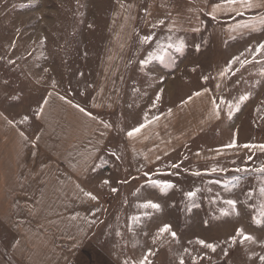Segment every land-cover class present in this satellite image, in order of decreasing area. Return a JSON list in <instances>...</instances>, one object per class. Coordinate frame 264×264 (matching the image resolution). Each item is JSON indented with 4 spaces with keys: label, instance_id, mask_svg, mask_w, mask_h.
<instances>
[{
    "label": "rangeland",
    "instance_id": "obj_1",
    "mask_svg": "<svg viewBox=\"0 0 264 264\" xmlns=\"http://www.w3.org/2000/svg\"><path fill=\"white\" fill-rule=\"evenodd\" d=\"M148 3L149 0H0V78L2 80L0 119L12 120L16 127L26 129L28 132L34 131L37 124L33 123L34 113L46 93L52 88L80 97L86 103L95 82L98 59L106 39L107 28L112 24L135 25L132 45L134 53L141 48L138 51L139 55H136L138 57L145 58L148 53L150 55L159 49L162 50L163 42L184 40L181 38L183 36L178 38V36L166 35L158 30L159 27L148 26L146 18ZM254 10L256 11H250L247 17L229 19H212L207 15L208 11L203 10L202 31L186 35V49L182 52L178 53L174 48L166 52V58L176 56L184 63L186 78L182 76V81L175 84V89L170 93L165 88L158 101L159 104L155 107L150 105L151 112L137 113L136 121L132 122L134 124L144 121L145 114L147 118L160 116L164 111H169L170 107L175 106L176 102L184 99L185 93L189 94L208 85L213 87L216 101L220 104L219 122L212 128L203 130L195 138L189 136L188 129L181 130L182 125L167 123L164 162L166 173L170 171L167 167L169 164L181 163V175H166L158 179L169 180L176 187L166 193H161L158 188L154 191L134 193L128 200L131 202L127 204L130 208L125 211H130V215H137L138 213L135 212H146L137 206L147 198L156 202L166 201V208L155 212L158 216L155 217V233L158 227L162 226L161 221L166 219V223L173 224V230L177 231L178 237L174 240L165 234L157 238L155 250L164 252L158 259L159 264H179L180 257L184 258L185 264H192L191 257L198 258L196 264H208L217 259H228L233 264H259L258 256L254 254H264V248L259 243L238 244L230 249L227 257L223 256L219 248L217 252L212 253L210 250H202L195 243H188L189 240L195 241L197 237L206 238L208 242L220 243L240 227H243L246 233L256 236L258 240L264 239V223H256L257 220L264 221V217L260 215L264 212V193L260 192V188L264 187V180L259 178L260 174H237L232 171L242 165L259 166L260 163H264V153L259 149L223 148V145L232 139H235L239 145L264 144V55L257 54L253 58L245 52L249 44L254 45L264 40V25L259 19H252L264 16V7ZM135 12L137 19L132 21L130 14L132 16ZM244 18V21L251 23L258 31L250 30L236 35V32H241V29L236 27L238 20ZM226 23H235L234 30L226 32ZM232 33L235 35H231ZM145 36H151L147 43L143 42ZM241 52H244L241 60L250 62L243 66L239 63L234 64L232 71L221 77L219 72L233 56L240 55ZM178 65L179 61H174L170 65L166 64V67L174 69ZM132 66L138 65L134 63L130 65ZM147 66L144 65L150 71L147 73L148 76L141 77L146 86L153 85L155 81L152 79L157 76ZM203 76H208L209 79L204 81ZM245 93L249 94V99L240 104L238 111L233 109L232 118L229 119L228 102L235 104L239 96ZM155 96L152 98L157 103ZM97 115L112 126H117L118 131L116 134L115 131L111 134L106 148L119 157L116 158L120 161L118 167L124 170L131 168L125 155L124 143L121 145L118 143V138H124L118 122L109 118L111 114ZM24 116H28L29 119L24 120ZM5 128L0 127V172L3 168V139L9 133L8 129L4 130ZM182 133L187 134L182 136ZM192 148L197 151L194 152ZM248 155L253 156L250 162L246 160ZM115 162L113 160V165L109 164L113 171H115ZM213 167L225 168L227 171L213 173L211 172ZM185 168L189 171L184 172ZM195 171H200L202 175H192ZM123 172L120 176L116 175V178L112 176L108 179L119 180L121 184L129 182L125 171ZM232 175H240L241 180L238 183L232 181ZM216 180H220L221 183L216 184ZM225 181L230 182V191L224 190ZM119 187L120 191L129 188L123 185ZM197 188L200 191L193 202L200 207L189 211L190 201L184 193L195 191ZM0 191H2L1 178ZM249 192H251L250 198ZM217 194L220 199H217ZM1 196L0 193V260L4 258L9 264H25L15 255L14 238L17 234L3 221ZM229 198L238 199L237 209L235 213L224 216L220 209L226 207L223 200ZM113 215L117 214L110 216ZM204 220L209 221L210 224H203ZM114 226L112 225L111 228ZM148 231L151 232L150 227ZM185 248L189 249L190 254L184 251ZM155 250L153 253H156ZM201 256L206 258L199 259ZM148 259L150 262L154 258L152 256Z\"/></svg>",
    "mask_w": 264,
    "mask_h": 264
},
{
    "label": "crops",
    "instance_id": "obj_2",
    "mask_svg": "<svg viewBox=\"0 0 264 264\" xmlns=\"http://www.w3.org/2000/svg\"><path fill=\"white\" fill-rule=\"evenodd\" d=\"M216 3H222V0H149L147 23L152 26L159 19H165V25L159 26L158 30L178 38L183 36L181 38L186 49V35L202 31L203 25L198 24V20L202 22L203 10L211 11ZM242 11V16L219 11L216 18H243L256 10ZM130 18L136 21V12L132 16L130 14ZM244 20L238 22L247 23ZM173 21L177 27L169 31ZM228 23L225 24L226 32H231L235 23ZM195 26L200 27L199 32L192 31ZM239 29L241 32H236V35L251 30ZM134 31V24H112L107 28L95 82L86 103L80 97L52 88L44 97L48 103L44 105L43 99L35 111L38 112L43 105L42 114L37 117L34 113L33 123H37L33 125L36 128L34 131L22 130L13 123L9 124L8 119H0V127L9 130L3 139V168L0 172L3 221L16 232L14 239H21L14 249L15 255L25 264H125L126 261L133 264L147 254L148 248L154 252L152 237L155 235L157 211L139 207L149 200L147 198L137 206L146 212L130 215V211H125L130 208L127 204L131 202L128 200L134 193L154 191L156 187L146 183L147 180L166 177L161 173H166L167 123L182 125L180 129H188L189 136L195 138L203 130L212 128L221 118L212 114L211 100L216 99V94L213 87L208 85L185 93V98L170 107L171 111H164L158 120L149 117L151 122L135 137L129 138L127 131L145 122L132 123L136 121L137 113L151 112L150 105L155 103L152 97L161 89L172 92L175 84L182 81V76L186 78L184 63L180 58H166V52L173 48L170 45L174 42H163L162 50L150 54L152 59H149V53L145 58L138 57L136 55H139L141 48L134 53ZM142 60H148V63H140ZM174 61H179L178 67H166V64ZM134 63L138 66L130 67ZM144 65H148L157 75L152 79L155 81L153 85L146 86L141 78L150 72ZM205 88L209 90L207 93L193 96L190 102L182 103L192 93L203 92ZM61 96L66 99L61 100ZM66 100H71L72 104ZM76 104L92 112L97 119L81 113L74 107ZM98 113L111 114L109 118L115 119L119 129H123L124 138H118V143H124L131 168L124 170L118 167L120 161L116 155H112V150L106 148L111 134L114 131L116 134L118 128L115 125L106 129L100 123L103 118ZM186 134L182 133V136ZM33 152L37 155L32 156ZM113 160L116 161L115 171L109 165H113ZM123 171L129 182L121 184L119 180L108 179L120 176ZM146 172L149 173L147 177L144 175ZM106 180L108 183H104ZM119 185L129 188L120 191ZM112 188L117 191L112 192ZM85 192H91L97 199L91 200ZM122 197L126 200L119 199ZM157 203L166 208V201ZM30 210H35V215H31ZM147 212L150 213L144 215ZM133 216L139 217V220L134 221ZM161 223H166V219ZM112 225L115 226L111 228ZM163 253L162 250L154 253V259L149 264H159L158 259ZM0 264L9 263L2 258ZM208 264L233 263L228 259H217Z\"/></svg>",
    "mask_w": 264,
    "mask_h": 264
},
{
    "label": "snow or ice",
    "instance_id": "obj_3",
    "mask_svg": "<svg viewBox=\"0 0 264 264\" xmlns=\"http://www.w3.org/2000/svg\"><path fill=\"white\" fill-rule=\"evenodd\" d=\"M258 7H264V0H222V3L213 4L211 11H209L207 13V15L210 16L212 19H216L217 12L226 11V12H230V13H235L236 16H242L243 15L242 10L258 8ZM169 19H171V17H169ZM252 19L253 20L259 19V22L262 25H264V16L253 17ZM199 23H202V22L198 20V24ZM163 25H165V19H159L156 23H154L152 25V27L156 28V27L163 26ZM176 27H177L176 22L173 21L169 25V31L175 30ZM236 27L237 28H250L252 31H258V29H256L251 23H246V22H239V23H237ZM192 31L199 32L200 27L195 26L192 28ZM150 39H151V36H145L143 42L147 43V41ZM170 39H171V37H170ZM170 47H173L175 49V51L179 53V52H182L184 50L185 43L183 40H177L176 42L171 44ZM197 48L199 49V46H197ZM245 52H247L249 55H252L253 58H255V56L257 54L264 55V40H260L257 43H255L254 45L249 44L245 48ZM243 55H244V52H241L240 55L233 56L231 58V60H229L227 62V65L223 68V70L219 72V75L221 77H224L226 74H228L229 72L232 71L233 65L236 63H239L241 66H243L246 63H249L250 61L241 60V56H243ZM149 59H152L151 55L149 56ZM9 63H12V61H9ZM140 63L147 64L148 60H142V61H140ZM237 71H239V69H237ZM233 75H235V73H233ZM202 79L204 81H207L209 79V77L203 76ZM218 87H219V85H218ZM208 91L209 90L207 88H205L203 90V92L196 91V92L192 93V95L188 96L187 100L182 101V103H188L193 99V96L199 97V96L207 93ZM162 92H163V90L161 89L160 92L156 93L155 101L158 102L161 99ZM49 95H51V93ZM14 99H19V98L14 97ZM60 99L65 100L66 98L61 96ZM248 99H249V94L245 93V94H242L239 96V98L235 104H233L231 101H229L228 102V113H227L228 118L229 119L232 118L233 109L238 111L240 109V104L242 102L248 100ZM66 102L68 104H72L71 100H66ZM221 102H223V100H221ZM47 103H48V101L45 98L43 100V104L46 105ZM211 104H212V114L218 118L220 116V104H218L216 99H214V98L211 100ZM155 106H156V104L153 103L152 107H155ZM74 107L77 108L81 113H84L86 116L90 117L91 119H93V120L97 119L96 116H93L92 112L86 111V109L81 107L79 104L74 105ZM169 111H171V110H169ZM42 112H43V105L40 106V110L38 112H36L35 115L37 117H39L42 114ZM23 119L28 120L29 117L24 116ZM144 119H145L144 123H139L138 126L132 127L131 130L127 131V136L129 138L135 137L138 133L141 132V129L146 127L147 123L151 122L148 120L147 114H145ZM151 119L152 120H158L159 117L158 116H152ZM7 122L9 124L13 123L12 120H8ZM100 123L103 124L106 129L112 127L111 124H109L103 120H101ZM121 131H123V129H121ZM21 135H23V133H21ZM223 148H227V149H235V148L259 149L261 153H264V144H248V143H246L243 145H239L235 139H232L229 143L223 145ZM36 155H37L36 152L32 153V156H36ZM112 155L115 156L116 155L115 152H113ZM116 158L119 159V157H116ZM156 159L159 160L160 157L157 156ZM185 159H187V157H185ZM246 160L249 162L252 161L253 156L248 155L246 157ZM42 167H43V165H42ZM167 167L170 169V171L167 173H161V175H170V176L181 175V172H180L181 163H171ZM188 171H189V169H187V168L184 169V172H188ZM217 171L224 172V171H227V169H225V168L217 169L215 167H213L211 169V172H213V173H215ZM232 171L234 173H237V174H239V173L260 174L259 178L264 180V163H260L259 166H251V167L247 166V165H242V166L234 168ZM157 173H159V169H157ZM144 175L147 177L149 175V173L146 172V173H144ZM192 175L201 176L202 173L200 171H195L192 173ZM240 180H241L240 175H232V181H235L238 183ZM104 183H108V181L106 180V181H104ZM146 183H149L152 186L158 188L161 193H166L169 189L176 187V185L173 182H171L169 180H164V179H150V180H147ZM215 183L219 184V183H221V181L216 180ZM224 183H225V189L224 190L230 191V188H231L230 182L225 181ZM111 191L116 192L117 189L112 188ZM199 191H200V189L197 188L195 191L190 190V191H187L184 193V195L190 201V204L188 206L189 211H191L193 208H199L200 207L199 204H196L193 202ZM260 192L264 193V187L260 188ZM85 195L88 196L91 200L97 199V197L94 196L91 192H85ZM248 196H249V198L251 197V192L248 193ZM217 199H220L219 194H217ZM38 203H39V201H37V204ZM223 204L226 205V207H222L220 209V212L222 215L228 216V215H231L232 213L236 212L237 205H238V199H233V198L225 199V200H223ZM139 207H142L145 209L150 208V209H153V210L158 211V212L162 211V204L157 203V202H153V200H151V199H149L145 203L139 205ZM30 214L35 215V210H30ZM144 215H148V213H144ZM260 215L262 217H264V212H261ZM132 219L134 221H138L139 217L133 216ZM202 223L203 224H210V222L207 220L202 221ZM256 223L257 224L264 223V221L257 220ZM16 227L19 228V224H17ZM165 234H168L174 240L177 239V237H178L177 231L173 230V224L172 223H163L162 226L158 227L155 235L152 237V243H155L157 238L163 237ZM245 242L259 243L261 245V247L264 248V239L258 240L256 236L246 233V231L243 227L236 228L234 230V234L227 236L220 243L208 242V240L206 238H199V237H197L195 239V241H192V240L188 241V243H190V244L195 243L196 245H199L202 250H210L212 253L217 252V249L219 248L220 251L222 252L223 256H225V257H227L229 255V251L232 247H234L238 244L245 243ZM20 243H21V239H15L14 240V245H18ZM184 251L186 253H189V249H187V248H185ZM152 255H154L152 249L148 248L147 254L144 255L138 261L133 262V264H149L148 258ZM254 255L258 256L259 264H264V254H254ZM205 258H206V256L199 257V259H205ZM197 259H198L197 257H191L192 264H196ZM250 259H251V257H250ZM125 264H128V262L126 261ZM179 264H185V260L183 257H180Z\"/></svg>",
    "mask_w": 264,
    "mask_h": 264
}]
</instances>
